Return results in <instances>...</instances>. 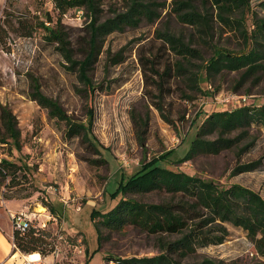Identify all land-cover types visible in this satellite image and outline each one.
Here are the masks:
<instances>
[{
	"label": "rangeland",
	"instance_id": "obj_1",
	"mask_svg": "<svg viewBox=\"0 0 264 264\" xmlns=\"http://www.w3.org/2000/svg\"><path fill=\"white\" fill-rule=\"evenodd\" d=\"M156 1L165 3L158 8L157 19L102 36L95 46L91 17L85 8L69 10L62 17V25L77 63L73 64L58 49L59 44L49 41V33L42 26L56 23L58 12L53 0H0V124L1 110L6 107L16 116L21 131L20 149L0 144V161L4 158L20 167L13 181L0 177V221L11 226L12 239L11 214H33V225L55 238L56 251L47 257L57 264H85L94 252L89 264H110L106 257L154 256L161 252V238L175 240L180 236L154 235L127 226L121 231L102 229L99 239L91 218L93 211L107 212L123 197L145 202L169 199V194L156 192L112 196L123 177H131L154 157L166 155L159 165L168 169L222 186L240 184L264 197V162L255 171L234 173L238 163L264 156L261 126L251 129L256 145L240 158L234 149L185 158L198 129L211 113L264 105V60L263 67L243 81L244 70L206 78L211 46L198 39L193 26L179 20L173 0ZM248 1L250 10H246L245 20L251 31L254 18L264 19V0ZM127 2L99 0V22L125 12ZM191 3L214 27L212 36L205 39L234 51L247 48L243 32L222 25L212 3ZM48 15L53 17L52 23L47 22ZM165 30L182 36L185 42L192 41V46L200 49L201 58L178 55L160 38L159 32ZM92 51L88 75L93 89L79 72L80 63ZM178 63L188 71L202 70L203 80L197 86L189 84L184 75H176ZM168 65L173 68V77L166 76L162 82L154 71L163 73ZM35 83L79 122L87 123L89 110L94 111L93 131L103 145L106 164L92 165L80 158L87 154L80 141L68 139L65 124L50 118L48 110L32 99ZM145 123L147 134L142 140L139 132L146 128ZM225 226L229 235L223 243L198 248L186 261L264 264V256L242 228ZM6 236L10 237L8 233Z\"/></svg>",
	"mask_w": 264,
	"mask_h": 264
},
{
	"label": "trees",
	"instance_id": "obj_2",
	"mask_svg": "<svg viewBox=\"0 0 264 264\" xmlns=\"http://www.w3.org/2000/svg\"><path fill=\"white\" fill-rule=\"evenodd\" d=\"M99 0H53L58 17L55 25L42 26L49 33L50 42L59 44L63 55L73 64L70 43L63 30L62 17L71 9L85 8L91 17L92 44L98 38L115 31H123L127 27H137L143 20L154 21L160 16L158 8L164 6L156 0H128L125 12L117 13L115 17L100 23L97 10ZM216 8L218 19L230 30H241L247 44L242 51H234L219 46L212 40L214 27L206 15L198 12L191 0H173V10L179 20L193 26L198 39L204 40L212 48V55L206 60V78L214 77L221 72L240 71V81L253 76L263 67L264 60V19H253L254 29L249 31L245 20L246 10H250L248 0H206ZM264 6V3H263ZM239 14V15H236ZM53 17L48 15L47 22L52 23ZM160 38L169 43L171 48L184 59L201 58L199 48L192 46L193 42H185L182 36H177L165 30L159 32ZM94 48V47H93ZM95 51V50H94ZM94 51L80 63V78L93 89V83L88 75ZM173 68L168 65L163 73L154 71L161 81L165 77H173ZM181 70H185L180 72ZM187 72V73H186ZM202 70L188 71L184 64H177L176 75H184L187 82L197 86L203 80ZM200 88V87H198ZM32 99L48 110L49 117L65 124V136L68 139H78L87 154L79 155L81 159L92 165L106 164L103 156V145L94 134V111L89 110L87 123L79 122L69 116L62 106L54 99L45 95L40 86L35 83L30 93ZM158 108L162 109L161 106ZM146 128L139 132L144 140ZM255 126L264 128V105H244L234 110L216 111L211 113L197 131L192 141L186 159L200 154L217 155L225 150H237L238 157L250 152L256 145V137L251 129ZM21 131L16 116L6 107L1 110L0 144H12L20 149ZM166 155L154 157L142 165V168L129 178L123 177L116 192L119 194L166 193L171 197L161 202H145L136 197H123L115 207L107 212L93 211L91 218L95 223L99 239L102 229L121 231L127 226H133L149 234L180 235L175 240L161 238V252L154 256L106 257L112 264H216L213 260L202 262H187L186 258L195 253L198 248L211 244L223 243L229 231L226 224L242 228L254 244L259 254L264 256V197L260 193L240 184L222 186L213 180L175 171L159 165L165 161ZM264 156L256 160L238 163L235 174L251 172L262 166ZM19 166L1 159L0 177L14 180ZM98 218V220H97ZM13 244L15 251L24 255L39 253L43 257L56 251V241L45 229L31 225L26 231L14 230ZM98 251V250H97ZM95 254V252H94ZM87 257L85 264L94 257Z\"/></svg>",
	"mask_w": 264,
	"mask_h": 264
},
{
	"label": "built area",
	"instance_id": "obj_3",
	"mask_svg": "<svg viewBox=\"0 0 264 264\" xmlns=\"http://www.w3.org/2000/svg\"><path fill=\"white\" fill-rule=\"evenodd\" d=\"M80 13H83V11L80 10ZM32 215L33 214H28L25 212L12 213L11 220L13 229L19 230L21 232L26 231L33 224V218L31 217ZM20 255H13L11 257L12 259L0 261V264H57L54 261L49 260L48 257H43L41 255L38 259H28L26 257L27 255L22 253Z\"/></svg>",
	"mask_w": 264,
	"mask_h": 264
},
{
	"label": "crops",
	"instance_id": "obj_4",
	"mask_svg": "<svg viewBox=\"0 0 264 264\" xmlns=\"http://www.w3.org/2000/svg\"><path fill=\"white\" fill-rule=\"evenodd\" d=\"M6 233H8L10 237H7ZM11 233H12L11 226L8 227L4 225L2 221H0V236L3 238V240H0V261L10 260L12 259L11 257L13 255L21 254L19 253V251L17 252L15 251V247L12 242L13 237L11 239Z\"/></svg>",
	"mask_w": 264,
	"mask_h": 264
},
{
	"label": "bare ground",
	"instance_id": "obj_5",
	"mask_svg": "<svg viewBox=\"0 0 264 264\" xmlns=\"http://www.w3.org/2000/svg\"><path fill=\"white\" fill-rule=\"evenodd\" d=\"M0 240H3V238L0 236ZM28 259H38L40 257V254L35 252V253H32V254H28L26 256Z\"/></svg>",
	"mask_w": 264,
	"mask_h": 264
}]
</instances>
